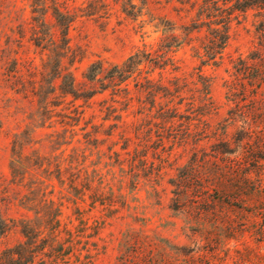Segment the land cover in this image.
<instances>
[{
	"label": "rangeland",
	"instance_id": "rangeland-1",
	"mask_svg": "<svg viewBox=\"0 0 264 264\" xmlns=\"http://www.w3.org/2000/svg\"><path fill=\"white\" fill-rule=\"evenodd\" d=\"M130 1L144 8L141 0H60L74 15L69 38L77 59L70 70L79 92L91 89L84 75L92 63L120 64L138 49H155L167 35L152 27L156 19L178 27L187 9L176 0H148L142 13L149 14L133 19L123 12ZM29 5L0 0V210L10 227L0 237V251L22 241L15 221L32 216L18 205L19 190L9 176L13 136L30 124L32 114L37 118L44 82L45 57L31 40ZM258 20L250 10L233 21L218 67L200 66L198 34L172 54L177 75L193 82L200 69L210 81V114L182 104V118L171 126L159 119L158 108L148 113L134 104L122 113L127 123L114 127L112 116L104 120L108 92L87 102L68 97L59 106L56 96L51 99L52 127L36 129L27 152L59 154L48 137L61 133L60 122H67L75 136L63 134L72 142L61 149L66 156L79 150L86 169L95 168L110 181L116 205L105 211L96 203L90 209L86 199L81 205L86 218L102 229L60 234V243L33 264H264V234L254 233L264 219V198L251 195L264 185V25ZM77 112H83L79 122ZM53 185V198L65 206L63 221L74 229V205L64 186L56 180Z\"/></svg>",
	"mask_w": 264,
	"mask_h": 264
},
{
	"label": "trees",
	"instance_id": "trees-1",
	"mask_svg": "<svg viewBox=\"0 0 264 264\" xmlns=\"http://www.w3.org/2000/svg\"><path fill=\"white\" fill-rule=\"evenodd\" d=\"M26 1L30 2L33 21L30 29L31 40L45 57L42 72L44 82L37 94V118L32 114L30 124L13 136L10 145L9 176L10 184L19 190L18 205L32 216L15 221L22 241L0 251V264H33L40 259L44 250H53L60 243V234H86L88 231L97 234L102 227L97 223L94 226L90 224V218H86L87 213L81 208L86 199L90 200V209H94L96 203L105 211L116 205V196L110 181L95 168L89 172L84 164L86 158L79 155V150L73 148L72 153L66 156V150L61 149L72 142L64 141L63 134L68 132L70 138L75 136L72 129L65 128L69 126L67 122H60L61 133L54 131L48 137L52 152L58 151L59 154L42 155L38 150L27 152L33 143V132L38 128L52 127V98L56 96L59 99V104L56 105L59 106L66 104L68 97L72 102H87L108 92L110 104L105 106L107 114L104 120H109L112 116L115 123L113 126L117 123H127L123 120L122 113H126L134 104L138 105L139 110L148 113L153 108H158L159 113L162 111L159 119L171 126L175 120L182 118L178 114L182 104L192 111L195 106L205 108L210 114L214 109L210 81L200 69L195 73L196 79L193 82L177 75L178 67L172 54L185 40H189L192 34H198L201 36L195 52L200 66L218 67L223 61L231 24L239 15L255 10L259 14V24L264 25V0H176L182 6H187L179 16L181 24L177 27L170 20L157 18V23L152 27L167 35L155 49H138L120 64L104 66L101 62L92 63L84 75L91 89L79 92L70 70L77 59L72 52L69 38L74 15L60 0ZM141 4L144 8H137L130 1L123 8V12L133 19L149 14V10L142 13L148 5V0H141ZM48 15L53 20L51 24L47 22ZM177 31H181L182 35L175 34ZM130 85L133 89H130ZM102 102L106 103L107 100ZM76 115L75 122H79L83 112H77ZM197 115L205 116L199 113ZM186 121V129L189 130L192 118L189 117ZM72 126L75 125L71 124L70 127ZM88 141L84 143L91 145ZM93 147L96 149L98 146ZM254 161H257V158L254 157ZM53 180L62 188L64 186V191L69 195L68 199L74 205L73 213L78 221L74 229H71V221H63V201L55 200L52 196ZM251 195L258 199L264 198V185L260 183ZM180 197L183 195L180 194ZM1 201L2 199L0 204ZM255 225L261 227L254 230V233L264 234V219L261 225ZM9 228L0 210V237L6 234Z\"/></svg>",
	"mask_w": 264,
	"mask_h": 264
}]
</instances>
